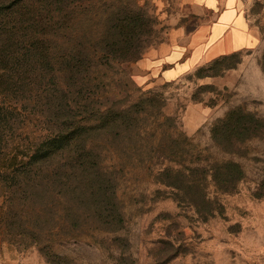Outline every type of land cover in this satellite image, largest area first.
I'll return each mask as SVG.
<instances>
[{"label":"rangeland","instance_id":"rangeland-1","mask_svg":"<svg viewBox=\"0 0 264 264\" xmlns=\"http://www.w3.org/2000/svg\"><path fill=\"white\" fill-rule=\"evenodd\" d=\"M250 1L247 15L260 45L175 82H145L137 62L119 59L135 39L142 57L163 40L166 12L153 0H133L136 23L145 26L139 32L114 27L115 17L111 29L114 11L102 17L101 35L115 44V61L101 68L97 106L114 101L142 114L140 128L120 143L101 144L113 181L96 200L89 189L78 197L56 185L6 217L8 203L1 198L0 264H264V132L226 146L213 138L240 109L264 127V0ZM172 150L197 170L198 180L208 164H232L239 179L233 192L219 191L216 170L204 182L214 209L209 217L156 182L157 172L170 165L159 155Z\"/></svg>","mask_w":264,"mask_h":264},{"label":"trees","instance_id":"trees-1","mask_svg":"<svg viewBox=\"0 0 264 264\" xmlns=\"http://www.w3.org/2000/svg\"><path fill=\"white\" fill-rule=\"evenodd\" d=\"M132 3L0 0V199L7 200L6 217L38 193L50 195L56 185L78 197L89 189L96 200L113 181L103 167L101 144L123 141L125 133L140 128L142 114L117 108L114 101L97 106L101 68L115 61V44L101 35V22L114 11L111 29L116 18L114 27L141 31L145 26L136 23ZM139 44L140 39L130 42L129 55L119 59L138 62ZM261 132V120L240 109L213 130V138L226 146L239 136L251 139ZM181 155L175 150L160 153L170 165L157 172L156 182L181 204L209 217L214 209L204 182L210 172L216 170L223 194L233 192L239 179L232 164H208L198 180L197 170L185 167ZM17 198L25 203L16 205ZM97 208L101 214V205Z\"/></svg>","mask_w":264,"mask_h":264},{"label":"crops","instance_id":"crops-1","mask_svg":"<svg viewBox=\"0 0 264 264\" xmlns=\"http://www.w3.org/2000/svg\"><path fill=\"white\" fill-rule=\"evenodd\" d=\"M153 2L166 12L168 29L163 40L150 47L135 65L137 76L145 82L178 81L261 43L247 15L250 0Z\"/></svg>","mask_w":264,"mask_h":264}]
</instances>
